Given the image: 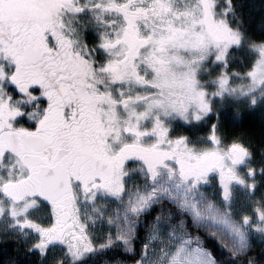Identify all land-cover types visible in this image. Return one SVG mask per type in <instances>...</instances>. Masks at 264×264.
<instances>
[{"label":"snow or ice","instance_id":"1","mask_svg":"<svg viewBox=\"0 0 264 264\" xmlns=\"http://www.w3.org/2000/svg\"><path fill=\"white\" fill-rule=\"evenodd\" d=\"M0 264H264V0H0Z\"/></svg>","mask_w":264,"mask_h":264},{"label":"trees","instance_id":"2","mask_svg":"<svg viewBox=\"0 0 264 264\" xmlns=\"http://www.w3.org/2000/svg\"><path fill=\"white\" fill-rule=\"evenodd\" d=\"M256 2L258 3L259 0H256ZM15 247L14 244L11 243V241H3L2 239H0V250H3V251H10V250H13Z\"/></svg>","mask_w":264,"mask_h":264}]
</instances>
